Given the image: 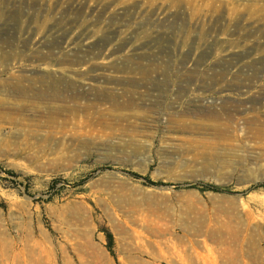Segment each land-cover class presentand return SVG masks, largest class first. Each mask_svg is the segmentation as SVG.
<instances>
[{"label": "rangeland", "instance_id": "374dc122", "mask_svg": "<svg viewBox=\"0 0 264 264\" xmlns=\"http://www.w3.org/2000/svg\"><path fill=\"white\" fill-rule=\"evenodd\" d=\"M0 264H264V0H0Z\"/></svg>", "mask_w": 264, "mask_h": 264}, {"label": "bare ground", "instance_id": "6f19581e", "mask_svg": "<svg viewBox=\"0 0 264 264\" xmlns=\"http://www.w3.org/2000/svg\"><path fill=\"white\" fill-rule=\"evenodd\" d=\"M63 110H65L67 112L69 111L70 113H74V114H75V111H76L74 106H67L66 104L59 109V112H61Z\"/></svg>", "mask_w": 264, "mask_h": 264}, {"label": "trees", "instance_id": "16d2710c", "mask_svg": "<svg viewBox=\"0 0 264 264\" xmlns=\"http://www.w3.org/2000/svg\"><path fill=\"white\" fill-rule=\"evenodd\" d=\"M213 189H215V190H220V188H219V187H216V186H215Z\"/></svg>", "mask_w": 264, "mask_h": 264}]
</instances>
